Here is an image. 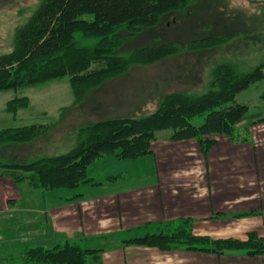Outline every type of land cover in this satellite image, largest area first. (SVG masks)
I'll list each match as a JSON object with an SVG mask.
<instances>
[{
	"label": "trees",
	"instance_id": "1",
	"mask_svg": "<svg viewBox=\"0 0 264 264\" xmlns=\"http://www.w3.org/2000/svg\"><path fill=\"white\" fill-rule=\"evenodd\" d=\"M189 1L46 0L19 29L16 49L0 54V90L64 76L75 67L71 77L76 99L84 98L91 89L126 71L133 60L151 64L179 53L180 49L172 44L145 46L131 57L111 52L119 47V26L128 25L132 30L154 26L165 13L181 10ZM86 13L94 14V19H85ZM215 40L212 36L201 37L190 45L201 48ZM237 63L232 60L216 65L209 89L203 93L175 91L143 117H111L80 128L77 145L66 153L45 155L27 163L0 159V175H9L17 182L29 178L35 187L43 189L75 188L91 179L88 166L92 162L109 155L122 159L146 155L161 132L168 131L173 139L196 138L204 153L215 143V134H225L236 142L248 141L250 127L264 117L252 113L237 96L264 80V55L251 70H241ZM28 105L27 97H17L9 101L8 109L15 112ZM29 126L0 131V144L32 139L35 125ZM135 241L164 249L183 245L217 252L243 249L249 254L264 253V237L250 233L249 239L242 241L197 236L190 219L165 222L158 232ZM97 251L65 242L52 247L27 246L22 257L25 264H89V257Z\"/></svg>",
	"mask_w": 264,
	"mask_h": 264
},
{
	"label": "crops",
	"instance_id": "2",
	"mask_svg": "<svg viewBox=\"0 0 264 264\" xmlns=\"http://www.w3.org/2000/svg\"><path fill=\"white\" fill-rule=\"evenodd\" d=\"M252 113L264 117V106ZM212 137L216 141L204 153L196 138L173 139L161 132L146 155L94 161L88 166L91 179L75 188L43 189L29 178L16 182L0 175L5 251L16 247L23 259L27 246L70 242L99 249L89 264H264V253L243 249H164L135 241L181 219L192 220L197 236L264 237V120L250 127L248 141ZM38 157L35 150L16 159L27 163Z\"/></svg>",
	"mask_w": 264,
	"mask_h": 264
},
{
	"label": "rangeland",
	"instance_id": "3",
	"mask_svg": "<svg viewBox=\"0 0 264 264\" xmlns=\"http://www.w3.org/2000/svg\"><path fill=\"white\" fill-rule=\"evenodd\" d=\"M45 1L0 0V54L16 49L19 29ZM83 17L93 20L94 14ZM132 28L119 26V47L111 53L131 57L139 48L162 44L175 45L180 52L151 64L133 60L126 71L105 80L80 99H76L71 77L75 67L64 76L1 89L0 131L34 124L36 135L0 144V159L17 160L20 154L35 150L40 157L66 153L77 145L82 127L111 117H143L175 91H207L215 66L224 61L236 60L241 70L255 68L264 55V0H190L181 10L165 13L154 26ZM207 36L216 40L201 48L190 45ZM17 97H27L29 105L12 112L8 103ZM237 100L248 104L251 112L262 110L264 80L239 93ZM7 246L2 238L0 264H24L16 247L9 253L5 251Z\"/></svg>",
	"mask_w": 264,
	"mask_h": 264
}]
</instances>
